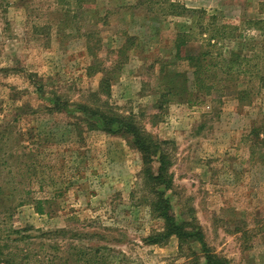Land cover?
I'll use <instances>...</instances> for the list:
<instances>
[{
	"label": "rangeland",
	"instance_id": "374dc122",
	"mask_svg": "<svg viewBox=\"0 0 264 264\" xmlns=\"http://www.w3.org/2000/svg\"><path fill=\"white\" fill-rule=\"evenodd\" d=\"M179 37L218 66L211 94ZM176 68L190 94L160 97ZM121 117L167 142L180 235L153 207L155 157L107 129ZM0 187V228L32 235L21 264H264V0H0Z\"/></svg>",
	"mask_w": 264,
	"mask_h": 264
},
{
	"label": "trees",
	"instance_id": "16d2710c",
	"mask_svg": "<svg viewBox=\"0 0 264 264\" xmlns=\"http://www.w3.org/2000/svg\"><path fill=\"white\" fill-rule=\"evenodd\" d=\"M80 4V3H78ZM80 6V5H79ZM129 36L128 38H130ZM127 38V39H128ZM183 39L179 37V40H176L175 43V56L179 59L185 60V64L187 67L191 68V74L193 76V86L196 89H204L205 94H211V88L214 86V81H212L214 78H216L217 75V65L212 64L208 62L207 60V51H199V52H192L188 51L184 48ZM133 45V44H132ZM131 45V46H132ZM127 43H124L122 47H120L119 50L128 49L131 47ZM236 52L230 53V60H229V69L228 70H222L225 75H227L230 71L236 70L238 64L236 63ZM164 75V76H163ZM163 79L162 84L164 85V90H161L160 97L164 96H170L173 98H179L183 99V96H186L187 94H190L189 88H188V71L186 70H179L178 68L167 71L166 73H163ZM102 84L108 83L107 79H104L101 81ZM188 100V99H187ZM164 102H166L163 99ZM99 113V112H97ZM102 115V114H101ZM121 117L120 119H111L107 125V129H111L112 126L117 121V125L119 126V129L130 133L134 137V144L136 147L142 152V157L147 160V164L149 161L152 160L153 157H155V160H157L158 165L157 169L155 171H152L149 166H147V169L144 170V174L148 176V179L153 183V192L157 195L156 200L153 202L154 210L158 212L159 216L163 217L166 221V228L164 230V233L169 235L172 232H178V226H175V221L172 216V214L168 211L169 205H168V199L163 198L164 193L163 190H159V186L163 187V189H167L170 185V178L168 177L167 173V167L169 164V160L167 158V153L160 150L162 143L167 144L166 141L161 140H152L150 139L149 135L141 133L140 129L138 127L132 126L130 122L127 120H123ZM115 130V129H114ZM152 155V158L150 156ZM162 185V186H161ZM1 189V187H0ZM43 200H37L35 201V209L37 212L42 213V206L41 203ZM175 226V227H174ZM163 233V232H161ZM51 234H55V232H49L45 234H40L39 236H48ZM32 235L27 233V227L25 228H15V227H3L0 228V264H21V261H15V254L12 253L10 250V247H12L13 242H23L27 243V238H30ZM159 236H161L159 233L155 234L154 236H151L149 240L152 243L159 242ZM49 238V237H48ZM26 241V242H24ZM28 244V243H27ZM17 249L20 247L18 245L14 246ZM22 252L24 254L25 260L28 259L31 254V251L25 247H22L20 249V254L22 255ZM81 257V256H80ZM80 257H77V259H80ZM48 259V257L46 258ZM51 259L50 261H52ZM22 264H28L22 263ZM90 264V262H89ZM203 264H228V260L222 257H219L214 254L207 253L205 255V262Z\"/></svg>",
	"mask_w": 264,
	"mask_h": 264
}]
</instances>
